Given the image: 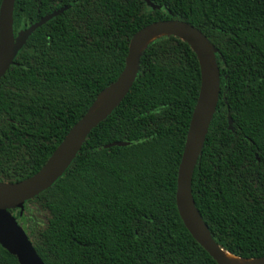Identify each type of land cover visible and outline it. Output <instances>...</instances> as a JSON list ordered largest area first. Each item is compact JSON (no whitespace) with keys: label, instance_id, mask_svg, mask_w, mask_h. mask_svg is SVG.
<instances>
[{"label":"trees","instance_id":"trees-1","mask_svg":"<svg viewBox=\"0 0 264 264\" xmlns=\"http://www.w3.org/2000/svg\"><path fill=\"white\" fill-rule=\"evenodd\" d=\"M62 6L0 78V181L41 167L116 79L135 31L181 19L217 47L220 71L192 175L195 204L222 248L263 256L264 0H15L14 32ZM199 87L198 59L186 41L162 36L142 50L125 97L92 128L64 173L24 203L44 212L43 224L25 231L45 264H217L175 203ZM114 141L127 144L106 146ZM10 211L21 223L24 210ZM0 264L19 262L0 245Z\"/></svg>","mask_w":264,"mask_h":264},{"label":"water","instance_id":"water-1","mask_svg":"<svg viewBox=\"0 0 264 264\" xmlns=\"http://www.w3.org/2000/svg\"><path fill=\"white\" fill-rule=\"evenodd\" d=\"M14 2L15 0H1L0 3V78L14 63L18 51L32 32L68 7L56 8L25 28L14 32ZM148 3L152 8H160L150 1ZM168 35L177 36L190 45L197 56L200 68L199 93L192 110L177 170L176 207L189 233L217 264H236L225 257L223 254L225 249L213 238L195 204L191 188L193 171L219 99L220 71L216 59L218 49L199 28L177 18L155 20L135 31L129 40L124 66L116 79L97 95L89 110L70 127L41 167L23 179L12 182L0 181V245L16 256L19 264H45V262L10 210L19 208L22 213L27 200L48 188L64 173L92 128L104 120L129 91L139 69L142 50L153 40ZM104 92H108L107 99L97 105L99 96ZM228 128L233 130L230 114H228ZM125 144L127 142L114 141L106 146ZM238 257L250 260L241 264H264V255L253 258Z\"/></svg>","mask_w":264,"mask_h":264},{"label":"rangeland","instance_id":"rangeland-1","mask_svg":"<svg viewBox=\"0 0 264 264\" xmlns=\"http://www.w3.org/2000/svg\"><path fill=\"white\" fill-rule=\"evenodd\" d=\"M24 217L21 220V225L26 230L28 224H37L40 226L44 221V212L36 205L29 204L28 207L24 208Z\"/></svg>","mask_w":264,"mask_h":264},{"label":"bare ground","instance_id":"bare-ground-1","mask_svg":"<svg viewBox=\"0 0 264 264\" xmlns=\"http://www.w3.org/2000/svg\"><path fill=\"white\" fill-rule=\"evenodd\" d=\"M108 97V92H104L103 94H101L97 100V105L101 104L102 102H104ZM223 254L225 255V257H227V259H229L230 262L232 263H236V264H241V263H247L250 262V260H244L242 258H239L236 255H233L225 250H223Z\"/></svg>","mask_w":264,"mask_h":264}]
</instances>
